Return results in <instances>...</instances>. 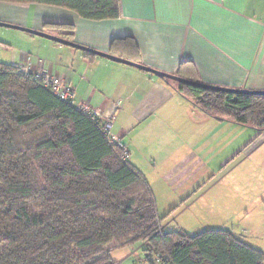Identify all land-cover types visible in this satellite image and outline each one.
I'll list each match as a JSON object with an SVG mask.
<instances>
[{"label": "trees", "instance_id": "1", "mask_svg": "<svg viewBox=\"0 0 264 264\" xmlns=\"http://www.w3.org/2000/svg\"><path fill=\"white\" fill-rule=\"evenodd\" d=\"M0 2L61 7L90 20L119 16V0ZM44 27L71 41L72 24ZM118 44L131 55L125 60L139 63L132 38L110 45ZM183 65L190 66L182 62L173 75L201 83ZM162 79L209 116L264 128V95ZM121 156L98 119L0 62V264H117L110 252L138 242L161 256L159 264H264L261 250L229 230L189 235L165 223L158 231L157 219L165 217L157 213L151 186Z\"/></svg>", "mask_w": 264, "mask_h": 264}, {"label": "crops", "instance_id": "2", "mask_svg": "<svg viewBox=\"0 0 264 264\" xmlns=\"http://www.w3.org/2000/svg\"><path fill=\"white\" fill-rule=\"evenodd\" d=\"M9 4L0 21L54 36L58 31L45 28L46 22L72 24V42L121 58L131 55L122 44L112 48L111 41L129 37L137 46L138 64L173 75L186 62L194 70L183 65L182 71H191L201 83L264 91V0H119V16L104 20L56 6ZM3 34L0 62L30 63L32 71L63 75L74 85L76 100L103 116L120 100L111 131L156 196L164 183L183 184L205 165H230L236 153L244 158L234 167L245 171L248 160L264 171V157L257 160L259 152L264 155V128L209 116L161 77L135 66L89 57L26 32ZM13 38L19 43L12 44ZM253 172L257 181L263 177ZM127 247L133 253L144 248L139 242Z\"/></svg>", "mask_w": 264, "mask_h": 264}, {"label": "rangeland", "instance_id": "3", "mask_svg": "<svg viewBox=\"0 0 264 264\" xmlns=\"http://www.w3.org/2000/svg\"><path fill=\"white\" fill-rule=\"evenodd\" d=\"M8 5L10 4L0 2V16L6 13L4 7ZM3 33L17 35L23 32L0 26V40L4 38ZM10 42L14 45L19 43L15 38ZM1 46L0 60L5 56ZM260 156L264 157L263 151L258 153L257 160ZM243 158L244 155L236 153L231 157L230 165L208 164L183 184L178 182L161 185L158 188L161 197L153 193L158 215L165 217L172 230L181 232L196 234L206 229L229 230L241 241L264 254V171L248 160L245 164L249 165H244L245 171L239 166L234 167ZM254 170L263 174L262 178L258 177V181ZM228 172L230 175L224 178ZM258 182L262 187H258ZM236 185L240 187L237 188ZM154 190L159 191L157 188ZM143 252L138 248L133 253L125 246L113 249L110 255L117 264H152L144 260Z\"/></svg>", "mask_w": 264, "mask_h": 264}, {"label": "built area", "instance_id": "4", "mask_svg": "<svg viewBox=\"0 0 264 264\" xmlns=\"http://www.w3.org/2000/svg\"><path fill=\"white\" fill-rule=\"evenodd\" d=\"M18 73L26 78H32L43 87L50 89L53 94L59 97L61 100L69 105L75 106L86 113L89 117L98 119L101 124V129L108 141L122 150V159L128 158V150L121 142V138L111 131L112 125L115 121L118 108L120 106V100L115 102V107L112 112L106 115H101L96 109L88 107L85 103L76 100V93L74 85L68 81L63 75H55L43 69L32 71L30 63L24 65H16ZM165 226V220L157 219L158 231H162ZM144 260L151 262L152 264H159L161 256L158 254H152L148 251L143 252Z\"/></svg>", "mask_w": 264, "mask_h": 264}, {"label": "water", "instance_id": "5", "mask_svg": "<svg viewBox=\"0 0 264 264\" xmlns=\"http://www.w3.org/2000/svg\"><path fill=\"white\" fill-rule=\"evenodd\" d=\"M0 26L16 29V30H19V31H22V32H26V33L32 34V35L40 36V37H43L45 39H48V40H51V41H54V42H57V43H60V44H64V45H67V46H70V47H73V48H77V49H80L82 51L90 52V53H92L94 55L106 57V58H108L110 60H113V61H116V62L129 64V65L135 66V67H137L139 69H142L144 71L151 72V73H153L154 75H156L158 77L168 78V79H171V80H173L175 82H178V83H184V84H187V85L198 86V87L211 88V89H214V90H217V91H225V92H233V93L242 92V93L264 95V91H250V90H243V89L226 88V87H219V86H213V85H208V84H204V83H198V82L190 81V80H187V79H184V78H180V77H178L176 75H172V74H168V73H165V72H162V71H158V70L146 67V66L141 65V64L133 63L131 61L122 59L120 57L111 55L109 53H104V52L96 51L94 49H90L88 47L82 46V45L74 43L72 41H68V40H66L64 38H61V37H58V36L51 35L49 33L43 32V31L34 30V29H31V28H27V27L15 25V24H10V23H6V22H2V21H0Z\"/></svg>", "mask_w": 264, "mask_h": 264}]
</instances>
